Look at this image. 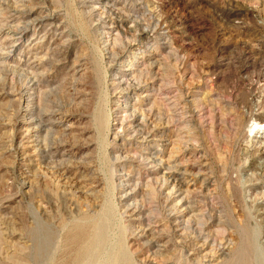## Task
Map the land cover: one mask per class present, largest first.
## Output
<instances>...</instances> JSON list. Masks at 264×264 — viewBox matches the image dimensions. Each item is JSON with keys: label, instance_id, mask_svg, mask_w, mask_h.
I'll use <instances>...</instances> for the list:
<instances>
[{"label": "rangeland", "instance_id": "374dc122", "mask_svg": "<svg viewBox=\"0 0 264 264\" xmlns=\"http://www.w3.org/2000/svg\"><path fill=\"white\" fill-rule=\"evenodd\" d=\"M125 256L264 264V0H0V264Z\"/></svg>", "mask_w": 264, "mask_h": 264}, {"label": "bare ground", "instance_id": "6f19581e", "mask_svg": "<svg viewBox=\"0 0 264 264\" xmlns=\"http://www.w3.org/2000/svg\"><path fill=\"white\" fill-rule=\"evenodd\" d=\"M100 4V3H99ZM101 7V6H100ZM25 28V27H24ZM23 30V29H22ZM141 30V29H140ZM139 30V31H140ZM136 31V30H135ZM143 31V30H142ZM21 33V32H20ZM24 33V32H23ZM139 33V32H138ZM19 35V34H18ZM141 35V34H140ZM146 36V35H145ZM24 37V36H23ZM148 38V37H147ZM138 39V38H137ZM142 39V38H141ZM21 40V39H20ZM145 40V39H144ZM116 57V56H115ZM31 80V79H30ZM29 80V81H30ZM27 83V82H26ZM136 83V82H135ZM138 84H136V86H137ZM23 87V86H22ZM133 87V86H132ZM29 90V89H28ZM24 91V90H23ZM30 96V95H29ZM263 97V96H262ZM26 109V108H25ZM27 110H29V109H27ZM39 112V111H38ZM37 113V112H36ZM35 113V114H36ZM41 115V114H40ZM30 116V115H29ZM27 118V117H26ZM34 118V117H33ZM39 118V117H38ZM42 118V117H41ZM24 119V118H23ZM28 120H30V119H27V121ZM39 120H41V119H39ZM37 122H38V120H37ZM146 124V123H145ZM142 126V125H141ZM140 126V127H141ZM148 126V125H147ZM139 127V128H140ZM137 129H138V127H137ZM141 129V128H140ZM144 129H147V127L146 128H144ZM143 129V130H144ZM135 130V129H134ZM137 131V130H136ZM140 132H141V130H140ZM142 133H144V131H142ZM146 134V133H145ZM144 137V136H143ZM170 177V176H169ZM168 177V178H169ZM166 179V178H165ZM164 179V180H165ZM167 180V179H166ZM162 182H164V181H162ZM166 182V181H165ZM167 182H168V180H167ZM176 182V181H175ZM178 183V182H177ZM171 184H174V183H171ZM168 185H170V184H168ZM165 186V185H164ZM173 186V185H172ZM172 186H170V187H172ZM176 187H177V185H175ZM130 190V189H129ZM167 190H169V189H167ZM171 190V189H170ZM178 190V189H177ZM176 195H177V193L176 194H173L171 191H169V193L167 192L166 193V197H164V199L166 198V200L168 199V200H170L169 199V197L172 199V198H176ZM186 198V197H185ZM182 198H178L177 200H179L180 201V203H182V201H185V199H183V200H181ZM179 201H176V202H179ZM163 203V202H162ZM168 203V202H167ZM166 203V204H167ZM171 203V202H170ZM174 203H175V201H174ZM165 204V205H166ZM177 204V203H176ZM175 204V205H176ZM134 205V204H133ZM172 205H173V203H172ZM168 206V205H167ZM171 207V206H170ZM133 208H134V211H136V210H138V207H137V205H134L133 206ZM132 208V209H133ZM164 208V207H163ZM176 208V207H175ZM172 209V208H171ZM177 210H179V209H177ZM168 212V211H167ZM170 218V217H169ZM178 220V219H177ZM96 221H91V224L89 225L88 223H87V221H84V223H81V224H79V223H77V222H75L74 224H73V226L71 227V231L69 232V233H67L66 234V240L67 241H69V242H71V244L73 243V245H74V251H73V253H72V256H71V261L72 260H76V261H78V260H80V258L82 257L83 258V256H85V254H87V253H89V251H90V249L93 247V245L95 246L98 242L97 241H100V240H98L97 239V235L99 234V233H97L98 231L96 230V228L98 229V227H97V223H95ZM97 222H98V220H97ZM100 222V221H99ZM99 225V224H98ZM101 225V224H100ZM184 225V224H183ZM191 227V226H190ZM100 228V227H99ZM183 228H185V227H183ZM101 229V228H100ZM139 229V228H138ZM199 229V228H198ZM99 231H101L102 232V229L101 230H99ZM192 231H193V229H192ZM198 231V230H197ZM196 231V232H197ZM200 231V230H199ZM140 233V232H139ZM194 233V232H193ZM192 233V234H193ZM201 234V233H200ZM99 236V235H98ZM104 237H105V235H104ZM95 242H97V243H95ZM99 243H101V242H99ZM122 243V242H121ZM100 245V244H99ZM98 245V246H99ZM121 245V244H120ZM97 246V245H96ZM95 246V247H96ZM123 246V245H122ZM121 246V247H122ZM120 247V246H119ZM94 248V247H93ZM99 248H100V246H99ZM95 249V248H94ZM97 249H98V247H97ZM117 249V248H116ZM93 250V249H92ZM92 250H91V252H92ZM120 250L121 251H123L122 250V248H120ZM96 251V250H95ZM95 251H93V252H95ZM117 251V250H116ZM98 252V251H97ZM119 252V251H118ZM125 252V251H124ZM128 252V251H127ZM126 252V253H127ZM121 253V252H120ZM123 253V252H122ZM125 253V254H126ZM93 254H95V253H93ZM129 254V253H128ZM89 257H90V255H88ZM88 256H87V258H88ZM114 256V255H113ZM117 257H119L118 255H116ZM122 256V255H121ZM128 256V255H127ZM127 256H125V260H124V263L123 262H121V264L123 263V264H131V262L126 258ZM131 256V255H130ZM91 257H94V256H91ZM90 257V258H91ZM95 257H97L96 255H95ZM132 257V256H131ZM81 258V259H82ZM86 258V259H87ZM113 258V257H112ZM123 258V257H122ZM78 259V260H77ZM85 259V262L84 263H86V261L88 260H86ZM116 259V258H115ZM121 259V258H120ZM130 259V258H129ZM92 260H93V258H92ZM117 260H119V258L117 259ZM89 261V260H88ZM91 261V260H90ZM121 261V260H120ZM120 261H119V264H120ZM131 261H132V259H131ZM78 262H80V261H78ZM92 262V261H91ZM109 262V261H108ZM74 263H75V261H74ZM88 264H89V262H87ZM115 263L117 264V262L115 261ZM114 263V264H115ZM133 263H134V261H133ZM132 263V264H133ZM71 264H72V262H71ZM76 264H78V263H76ZM81 264V263H80Z\"/></svg>", "mask_w": 264, "mask_h": 264}]
</instances>
